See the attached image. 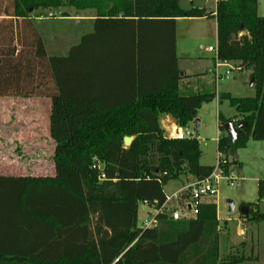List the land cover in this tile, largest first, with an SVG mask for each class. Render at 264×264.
Instances as JSON below:
<instances>
[{"label":"trees","instance_id":"16d2710c","mask_svg":"<svg viewBox=\"0 0 264 264\" xmlns=\"http://www.w3.org/2000/svg\"><path fill=\"white\" fill-rule=\"evenodd\" d=\"M183 1L0 0V98L50 99V136L56 144L53 177H0V208L11 212L0 222L18 228L23 237L19 245L0 246V264L245 261L232 252L220 258L215 204L202 205L195 219L161 215L152 230L138 224L141 202L163 205L170 181L183 175L205 179L215 168L201 164L198 139L166 138L160 115L185 127L204 103L217 97L220 103L228 101L246 127L233 142L225 130L231 120L219 115L218 152L227 162L226 174L230 158L250 138L264 142V17L258 0L216 3L219 59L253 73L256 96L245 99L213 93L215 79L199 85L195 76L196 83L182 86V80L193 77L178 67L177 19L214 13L184 9ZM66 7L96 11L95 32L67 55L49 56L36 28L40 16L33 15ZM101 40L109 53L103 55V65L90 63L88 51ZM96 82H103V101ZM120 82L127 85L123 97L114 96ZM125 137L134 138L129 148ZM259 195L264 196V180ZM243 206L249 216L242 218L264 222L252 204Z\"/></svg>","mask_w":264,"mask_h":264},{"label":"rangeland","instance_id":"374dc122","mask_svg":"<svg viewBox=\"0 0 264 264\" xmlns=\"http://www.w3.org/2000/svg\"><path fill=\"white\" fill-rule=\"evenodd\" d=\"M189 1L191 0H185L184 8H189ZM195 4L215 10L216 0H195ZM258 12L264 17V0H258ZM83 13L84 11H77L68 7L56 10H40L34 13V18L41 16L44 20L43 22H36V28L44 40L49 55L53 54L52 47L56 50H62L66 45L78 44L80 39L77 40L75 37V34L79 32L78 24L62 18L68 15H82ZM194 32L196 39L190 41L182 39L179 43L178 56L181 60V67L186 68L184 70L188 71L189 74L200 73L197 76H203L207 81L214 83L215 78L212 74L215 66L214 54L209 53L207 49L209 47L217 48L216 28L203 25L197 27ZM230 66L232 69L223 68L220 70L222 76L230 71V77L229 79L222 77L218 80L217 84L212 86L213 93L216 92L218 95L231 94L232 97L242 99L254 98L256 88L254 85L250 87L252 71L241 70L236 62H230ZM193 77L196 83L197 78ZM34 99L0 98V126L27 128L23 136L28 139L33 138L34 135L31 131H33L34 126L45 127L47 125L44 118L37 120L35 117ZM219 115L225 119L236 120L239 117L237 111L230 106L228 101L220 103L217 97L204 103L198 111L197 119L183 127L194 130L195 139H198L203 154L201 164L209 167H216L218 164ZM197 120L200 122L198 129L196 127ZM176 125L180 127L177 123ZM10 152L19 156L20 161L7 162L24 165L27 175L47 174L52 162L51 150L49 149L11 148ZM229 161L232 165L228 177L234 179L220 181L216 187L217 196L211 200L212 204L217 206L218 212L220 258H226L232 252L245 258L242 264H264V222L249 223L242 218L240 212L243 204H252L255 211L264 214V196L260 198L259 195V182L264 180V142L254 141L250 138L246 146L239 149L235 158H230ZM44 168L46 171L43 172ZM188 181V175L170 181L164 187L166 196H171L186 185ZM230 202L234 205L233 211L228 205ZM147 210L139 212V225H142L144 220L152 218L154 212L150 209ZM243 220L251 228L247 230L245 235L241 236L239 223Z\"/></svg>","mask_w":264,"mask_h":264},{"label":"crops","instance_id":"0c3cea01","mask_svg":"<svg viewBox=\"0 0 264 264\" xmlns=\"http://www.w3.org/2000/svg\"><path fill=\"white\" fill-rule=\"evenodd\" d=\"M185 1L182 2L181 6L183 7ZM217 3V0H216ZM188 7H197V8H205L208 12H214L212 16L210 17H204V18H197V19H192V18H179L177 19L176 22V39H177V56H178V51H179V43L182 41V39L190 41L192 39H196L195 36V30L197 27L199 28L200 26L206 25V26H211V28L215 29L217 31V47H218V28H217V20H216V7L215 10L208 9L206 7L198 6L195 4V0H191L188 3ZM189 8H184V9H189ZM260 15V14H259ZM262 16V15H260ZM63 20L71 21L77 23V27L79 29V32L75 34V37L79 40L78 44L80 43L81 39L89 34H93L95 32V21L97 20V14L96 11L94 10H84V13L82 15H77V16H65L62 18ZM43 18L40 16L37 19V22H43ZM76 38H74L75 41ZM78 44H74L72 46L66 45V47L62 50H56L53 49L52 47V55L49 56H65L69 53L70 49ZM54 46H60V45H54ZM124 46V45H122ZM126 48V47H125ZM47 50V47H46ZM114 50L117 51V47H114ZM88 60L90 63L96 62L99 64L103 65V55L107 52L106 48L104 47L103 50V40L99 41V43L95 46L92 47L91 50L88 51ZM48 53V51H47ZM109 53V52H107ZM117 53V52H116ZM185 55V54H184ZM107 57H110L106 55ZM178 67L179 70L182 72L183 75H188V76H197L198 74H189L188 71L184 70L186 68L181 67V60L178 56ZM185 59V58H183ZM190 60V59H187ZM101 68V67H100ZM103 68V67H102ZM206 69V68H205ZM194 78V77H193ZM184 79L182 80L181 84L183 87L189 84V81H193L194 79ZM205 77H198V80H201L199 85H202L204 83H209V81H205ZM121 86L118 87L116 90V94L114 96L120 95L123 97L126 94V88L127 85L123 84L120 82ZM96 91L99 93L103 91V82H96ZM101 94V93H100ZM101 100L103 101V93L101 94ZM119 96V97H120ZM109 97H113L112 95H109ZM108 97V98H109ZM110 99V98H109ZM108 100V99H107ZM34 106H35V117H37V120L40 118H44L47 125L45 127L42 126H34L31 131L33 133L34 137L31 139H28L23 136L25 130L27 128L23 127H6V126H0V177L4 178H25V177H53L55 175V166L53 162V155L55 152L56 144L52 140L50 136V115H51V110H52V102L50 99L47 98H35L34 99ZM39 119V120H40ZM227 120H231L234 122H240L243 120V117L239 115V117L235 120L232 118H229ZM159 122L161 125V128L164 131V135L166 138H170V134L173 133L174 129L177 127L176 121L167 114H162L159 116ZM38 123V122H36ZM30 130V129H28ZM220 136V132L218 134V139ZM218 142V141H217ZM11 148H23V149H31V148H36L39 150H46L49 149L51 150V164L49 165V170L47 174H37V175H27L26 169L24 165L21 164H14V163H9L7 161H20L19 156L13 155L10 152ZM18 154H20L18 152ZM42 170V169H41ZM46 171L45 168L43 169V172ZM3 188L0 189V194L3 193ZM3 208H0V221L5 220L4 219V213L7 212L10 214L11 212H8L6 210H2ZM10 210V208L8 209ZM14 212V210H13ZM240 231L239 234L241 236L245 235L247 230L251 228L250 225H248L245 220L240 221L239 223ZM19 230L18 228L14 227H8L0 222V246L6 247V245H12L16 246L19 245L20 243H23V237L19 235ZM259 260V258H258Z\"/></svg>","mask_w":264,"mask_h":264},{"label":"built area","instance_id":"2783aa9c","mask_svg":"<svg viewBox=\"0 0 264 264\" xmlns=\"http://www.w3.org/2000/svg\"><path fill=\"white\" fill-rule=\"evenodd\" d=\"M207 51L214 54L215 66L212 74L215 80L218 82L222 77L229 79L230 71H227L222 76L220 70L223 68L232 69L230 62L219 59L218 47H209ZM169 137L174 140L195 139L194 130L189 127H176ZM226 163L224 156L218 153V164L207 178L195 179L189 176L187 184L171 196H166L163 205H159L158 202L153 204L147 201L141 202L139 211L145 212L150 209L154 212L151 219H146L142 222V229H156L159 225V216L161 215H167L174 221L195 219L199 215L202 205L212 204L211 200L217 196L218 190L216 187L220 181L234 179L233 177L229 178V174L225 173L223 166ZM101 180H105L104 175H101Z\"/></svg>","mask_w":264,"mask_h":264},{"label":"water","instance_id":"95a60500","mask_svg":"<svg viewBox=\"0 0 264 264\" xmlns=\"http://www.w3.org/2000/svg\"><path fill=\"white\" fill-rule=\"evenodd\" d=\"M234 39H236V36H233ZM254 85V80L252 79L250 87H253ZM200 122L197 120L196 121V127L197 129L199 128ZM246 127V123L243 121L240 122H234V121H229L226 125H225V130L227 132V134L229 135V137L231 138V140L233 142L237 141V131L238 130H242ZM134 138L133 137H125L124 138V146L126 148H129L132 143H133ZM230 210L233 211L234 210V205L233 203H228ZM241 215L244 217L249 216V209L245 206H243L240 209Z\"/></svg>","mask_w":264,"mask_h":264},{"label":"flooded vegetation","instance_id":"af4514ba","mask_svg":"<svg viewBox=\"0 0 264 264\" xmlns=\"http://www.w3.org/2000/svg\"><path fill=\"white\" fill-rule=\"evenodd\" d=\"M242 208V207H241Z\"/></svg>","mask_w":264,"mask_h":264}]
</instances>
